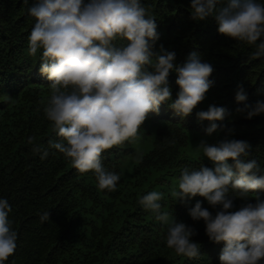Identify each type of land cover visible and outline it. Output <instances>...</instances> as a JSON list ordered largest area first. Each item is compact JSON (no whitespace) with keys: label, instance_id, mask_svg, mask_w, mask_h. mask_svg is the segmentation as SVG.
I'll use <instances>...</instances> for the list:
<instances>
[{"label":"trees","instance_id":"1","mask_svg":"<svg viewBox=\"0 0 264 264\" xmlns=\"http://www.w3.org/2000/svg\"><path fill=\"white\" fill-rule=\"evenodd\" d=\"M38 2L0 0V198L9 201V218L18 232L15 252L5 264H220L223 242H212L203 220L193 221L188 213L198 200L213 214L216 209L199 195L182 204L171 191L179 190L185 167H213L209 159L182 155L189 131L206 132L213 123L197 117L211 104L224 107L230 115L214 121L225 127L213 132L208 144L218 145L225 138L247 141L251 149L243 159H256L257 175H264V113L248 119L246 112L237 111L264 101V57L253 59L254 47L220 34L213 17L192 19L191 0H141L157 24L159 40L153 51L159 52L160 45L174 51L177 65H183L191 52L199 53L202 62L214 68L209 77L212 85L205 100L182 117L169 106L180 90L177 73L171 71L172 100L149 115L139 139L103 153L105 168L121 179L115 191H101L92 171L79 173L55 149L41 159L27 143L29 136L45 147L49 139L60 140L43 112L50 81L40 72L42 50L29 55L28 37L35 20L28 9ZM238 85L247 93L245 102L235 100ZM136 147H142L143 159L125 180L122 160ZM149 191L162 192V210L196 229L192 239L200 244V257L178 256L166 246L168 226L137 202ZM229 194L234 195L231 190ZM257 197L264 201V190L251 192L247 200L236 198L233 210L255 203ZM46 211L50 219L42 223L40 216Z\"/></svg>","mask_w":264,"mask_h":264},{"label":"clouds","instance_id":"2","mask_svg":"<svg viewBox=\"0 0 264 264\" xmlns=\"http://www.w3.org/2000/svg\"><path fill=\"white\" fill-rule=\"evenodd\" d=\"M28 14L35 20L28 37L29 55L42 50L40 72L50 81L43 112L60 140L49 139L45 147L29 136L27 143L41 159L49 155V149L58 150L79 173L92 171L99 190L115 191L121 177L105 168L103 153L139 139V129L149 115L172 100L171 71L177 73L180 90L169 106L187 117L205 100L214 68L202 62L195 51L183 65L174 63L176 53L163 45L154 52L159 40L157 24L141 0H39ZM191 16L194 20L213 17L220 34L254 47L253 59L264 57V3L191 0ZM237 87L236 102H245L243 85ZM237 111L246 112V118L251 119L264 113V101L245 104ZM229 115L215 104L197 113L199 120L213 121L206 129L208 135L225 127L214 121ZM196 147L213 167L182 169L179 190L173 189L171 196L187 205L199 195L216 209L213 214L198 200L188 213L193 221L203 220L212 242H223L220 264H264V201L257 197L255 203L233 210L236 198L247 200L251 192L264 190V175H257L258 161L243 159L251 145L225 138L218 145L201 141ZM135 159L140 163L143 154L137 152ZM163 197L162 192L149 191L137 202L168 226L169 249L189 259L200 257V244L192 239L196 229L162 210ZM11 211L9 201L0 198V264H5L17 247ZM49 219V211L40 216L42 223Z\"/></svg>","mask_w":264,"mask_h":264},{"label":"rangeland","instance_id":"3","mask_svg":"<svg viewBox=\"0 0 264 264\" xmlns=\"http://www.w3.org/2000/svg\"><path fill=\"white\" fill-rule=\"evenodd\" d=\"M190 140L187 147L183 150L182 155L189 157V158H203L208 159L206 156H203L201 151L197 150V145L200 144L201 141H204L208 144L210 139V135L207 132H203L200 128L194 129L189 131ZM142 147H136L131 151L125 153L123 160H122V178L127 180L133 168V165L136 163V153H142Z\"/></svg>","mask_w":264,"mask_h":264}]
</instances>
